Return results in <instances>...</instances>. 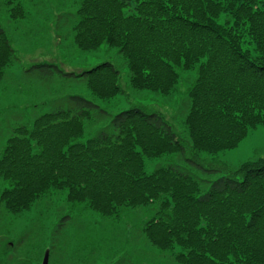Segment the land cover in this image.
Masks as SVG:
<instances>
[{
	"label": "trees",
	"instance_id": "1",
	"mask_svg": "<svg viewBox=\"0 0 264 264\" xmlns=\"http://www.w3.org/2000/svg\"><path fill=\"white\" fill-rule=\"evenodd\" d=\"M22 1L5 2L12 20L26 18ZM75 1L76 46L83 52L118 49L132 89L179 97L180 84L192 79L182 101L195 158L235 149L264 128V0ZM16 61L0 24V85ZM31 70L44 78L83 79L101 101L122 94L121 72L109 62L79 75L50 65ZM108 118L106 128L80 141L87 125ZM174 155L180 163L147 172L148 160ZM193 166L197 162L186 157L161 114L133 108L112 117L70 96L67 108L13 128L0 158V181L8 184L0 207L19 217L66 192L70 204L85 205L101 221L119 224L126 211H147L140 239L175 263L264 264V156L211 183ZM127 255L115 264L132 263Z\"/></svg>",
	"mask_w": 264,
	"mask_h": 264
},
{
	"label": "rangeland",
	"instance_id": "2",
	"mask_svg": "<svg viewBox=\"0 0 264 264\" xmlns=\"http://www.w3.org/2000/svg\"><path fill=\"white\" fill-rule=\"evenodd\" d=\"M5 2L0 0V24L8 33L17 61L0 85V158L14 127L67 108L70 96L86 98L112 117L133 108L161 114L185 147L186 157L197 162L198 167H190L192 172L205 183L228 176L245 162L264 156V128H258L235 149L215 156L203 153L195 158L187 142L184 126L187 106L182 101L193 84L192 79L180 84L179 97L132 89L129 71L118 49L103 46L96 52H83L76 46L75 0H24L21 4L26 18L17 20L11 19ZM105 62L121 72L122 94L111 101L96 98L83 79H70L57 73L44 78L31 70L37 65H50L66 74L79 75ZM192 74L196 77L195 72ZM110 121L108 118L87 125L85 137L80 141L93 138ZM174 163H180L175 155L148 160L147 172ZM204 170L214 172L207 174ZM208 186L205 184V190ZM6 188L8 184L0 181V197ZM92 213L83 204H70L66 192L39 201L19 217L7 214L0 207V264H43L47 255L49 264H115L121 257L128 258L127 253L134 258L129 264H178L140 239L138 226L149 219L147 211H126L122 224L101 221ZM65 217L71 220L63 228L59 225Z\"/></svg>",
	"mask_w": 264,
	"mask_h": 264
},
{
	"label": "water",
	"instance_id": "3",
	"mask_svg": "<svg viewBox=\"0 0 264 264\" xmlns=\"http://www.w3.org/2000/svg\"><path fill=\"white\" fill-rule=\"evenodd\" d=\"M43 264H49V255L46 256Z\"/></svg>",
	"mask_w": 264,
	"mask_h": 264
}]
</instances>
